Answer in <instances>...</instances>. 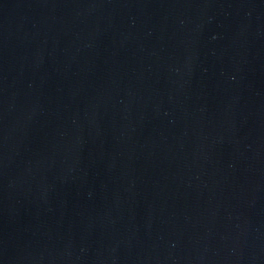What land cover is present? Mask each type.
Returning <instances> with one entry per match:
<instances>
[{"label": "water", "instance_id": "water-1", "mask_svg": "<svg viewBox=\"0 0 264 264\" xmlns=\"http://www.w3.org/2000/svg\"><path fill=\"white\" fill-rule=\"evenodd\" d=\"M0 264H264V0H0Z\"/></svg>", "mask_w": 264, "mask_h": 264}]
</instances>
